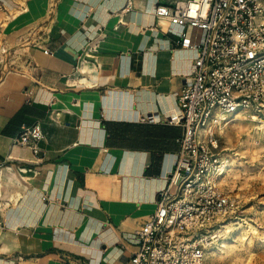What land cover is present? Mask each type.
I'll list each match as a JSON object with an SVG mask.
<instances>
[{"label":"crops","instance_id":"1","mask_svg":"<svg viewBox=\"0 0 264 264\" xmlns=\"http://www.w3.org/2000/svg\"><path fill=\"white\" fill-rule=\"evenodd\" d=\"M175 2L0 0V264H130L179 150L180 33L202 39L156 15Z\"/></svg>","mask_w":264,"mask_h":264},{"label":"built area","instance_id":"2","mask_svg":"<svg viewBox=\"0 0 264 264\" xmlns=\"http://www.w3.org/2000/svg\"><path fill=\"white\" fill-rule=\"evenodd\" d=\"M155 13L201 29L202 39L180 33L178 44L197 50L192 79L179 108L161 119L182 127L179 150L155 210L136 231L130 264H205L241 206L224 184L232 155L221 147V128L239 110L264 111V0H176L157 4ZM15 52L0 46V63ZM43 136L40 123L24 125L15 145L37 153Z\"/></svg>","mask_w":264,"mask_h":264},{"label":"rangeland","instance_id":"3","mask_svg":"<svg viewBox=\"0 0 264 264\" xmlns=\"http://www.w3.org/2000/svg\"><path fill=\"white\" fill-rule=\"evenodd\" d=\"M229 120L220 136L221 147L232 155L224 184L241 206L205 264H264V111L239 110Z\"/></svg>","mask_w":264,"mask_h":264},{"label":"bare ground","instance_id":"4","mask_svg":"<svg viewBox=\"0 0 264 264\" xmlns=\"http://www.w3.org/2000/svg\"><path fill=\"white\" fill-rule=\"evenodd\" d=\"M224 127H225V126H223V127L221 128V132H222V130H223ZM225 130H226V129H225ZM225 132H226V131H225ZM229 168H231V163L229 164L227 171L230 170ZM226 244H227V241H223V244H221V245L219 246L218 249L220 250V252H222V248H223L224 246H226ZM214 251H215V249H214Z\"/></svg>","mask_w":264,"mask_h":264}]
</instances>
